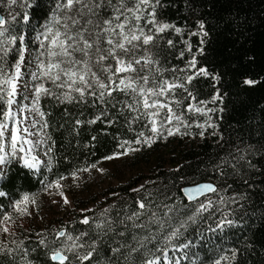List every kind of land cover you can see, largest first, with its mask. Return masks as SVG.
Listing matches in <instances>:
<instances>
[{
	"label": "trees",
	"instance_id": "trees-1",
	"mask_svg": "<svg viewBox=\"0 0 264 264\" xmlns=\"http://www.w3.org/2000/svg\"><path fill=\"white\" fill-rule=\"evenodd\" d=\"M65 2L37 0L33 5L31 0H18L11 9L16 17L13 32L23 34L36 52V37L47 26L63 32L65 13L60 5ZM125 3L132 7L135 0ZM155 9L157 21L181 31L170 28L155 33L154 40L137 48L135 54L151 59V64L142 62V74L154 83L167 80L183 85L159 99L170 103L187 128L180 125L177 131L174 121L165 126L173 135H167L165 129L156 135L150 131V117L124 106L134 102L131 95L116 92L107 98L109 103L93 102L90 96L67 101L48 83L46 88L51 93L42 95L39 107L45 113L51 166L49 170L31 171L17 159L9 160L0 179V192L4 193L0 211H9L24 195L37 194L46 182L60 181L114 154L125 156L124 166L131 174L124 183L105 192L116 196L105 208L96 206L88 214L89 224L82 223L77 215L70 224L59 223L66 235L80 239L64 244L65 236L55 239L58 232L51 229L20 231L8 238L7 244L17 243L18 251L0 253V264H59L50 259L54 250L67 257L64 264H146L184 243H190L186 250L196 264H214L222 257H228L222 264H264V0H159ZM77 11L79 5L66 13L79 21L71 25L72 33L92 30V25L85 23L88 17L76 15ZM147 11L135 22L145 33L153 27L146 23ZM9 12L4 0L0 14L7 19ZM102 14L112 16L113 8L106 7ZM198 22L204 23L206 36L193 35L200 31ZM106 39L101 38L105 48ZM193 58L196 68H205L210 75H196L188 82L187 77L194 72L188 69ZM13 62L14 56L9 55L5 67ZM246 79L255 83L245 85ZM189 106L204 108L207 114L189 111ZM5 107L0 105V112ZM165 111L161 110L158 125ZM101 112V120L88 122ZM134 116L141 118L133 122ZM209 123L212 127L207 126ZM139 133L151 138V143H136L141 139ZM200 183H212L218 191L206 195L215 196V200L197 214L198 202L205 196L190 202L182 190ZM139 203L147 205V215L133 227V221L125 217L134 211L143 212ZM86 205L77 203L76 208ZM153 215L162 223H150ZM224 219L233 221L232 225L218 228ZM181 224V235L167 242L165 237ZM92 246V256L82 260Z\"/></svg>",
	"mask_w": 264,
	"mask_h": 264
},
{
	"label": "snow or ice",
	"instance_id": "snow-or-ice-1",
	"mask_svg": "<svg viewBox=\"0 0 264 264\" xmlns=\"http://www.w3.org/2000/svg\"><path fill=\"white\" fill-rule=\"evenodd\" d=\"M3 2L4 0H0V3ZM31 2L33 5L37 4V0H31ZM158 2L159 0H135L133 6L128 7L125 0H116L115 4H113V0H66L65 3L60 5L65 13L63 32L59 29L53 31L51 26H47L36 37L38 50L33 52L29 48L25 36L14 33L12 30L16 17L11 9L13 5L18 3V0H7V7L10 9L8 18L6 19L4 14H0V105L6 106L5 110L0 112V116L4 117V120H0V137H3L5 135V129H8L6 121L11 120L17 125L16 128L10 130V139L13 145L15 146L17 139H20L22 144H32L33 147L37 146L36 142L27 138L29 130L19 127L21 121L25 118L21 117L20 113L31 112L40 117L45 115V113L40 111L39 102L41 96L50 94L51 90L46 88L41 82L44 79L51 81L57 87L67 89L68 91L65 92L63 97L67 101L76 99L85 100L90 96L93 98V102L100 101L101 103H109L110 101L107 98L113 97V94L116 92L131 95L134 102L126 103L124 106L131 112H142L143 116L150 117V131L153 134L158 135L161 129H165L167 135H173V131L170 128L166 129L165 126L172 125L174 121L177 125V131H179L180 125L187 128V125L184 124L183 117L173 111L170 103L159 99V97L170 96L175 88L183 87V85L167 80L154 83L149 76L142 74L143 64H151V59L143 56L137 57L135 54L137 48L148 45L154 40L155 33H162L170 28L174 29L177 33L181 31L175 25L157 21L155 5ZM77 5H79L80 11H77L76 15H86L88 19L85 23L92 25V30L85 29L87 35L79 29L75 31L74 35L72 34L71 25L78 24L79 21L75 16L68 17L66 13L69 10H75ZM109 6L113 8L114 14L112 16H104L102 14L103 10ZM148 9L150 11H147ZM146 11V23L153 26L148 33H145L144 29L138 23H133V21L139 22L142 14ZM122 17L123 19H121ZM23 18L25 21L29 19L27 15ZM55 23H61V21L56 20ZM198 28L200 31L194 32L193 35H207V32L203 31V22H198ZM114 36L118 38L113 39ZM102 37L107 38L105 41L108 45L107 48L103 47ZM169 43L171 44V41ZM188 50L191 51L190 44L188 45ZM77 53L80 55L77 56ZM9 55L14 56V62L5 67V61ZM196 63L195 58H193L188 64V69L194 70L193 75L187 77L188 82L196 75H210L207 69L196 68ZM29 65H34V71L30 73L34 82L31 88L22 79L24 76V68ZM137 66L140 67L138 68ZM213 79H216V77H213ZM254 83L250 79L244 81V84L249 86ZM21 93H24V95L21 96ZM72 93L76 95L73 96ZM153 97L156 99H153ZM21 99H31V108L29 109L27 104L19 107ZM14 105L18 107L14 109ZM161 110L166 111L158 125L157 120L161 116ZM188 110H195L207 114L204 108L193 109L189 106ZM103 115L104 113L101 112L93 120L88 122L95 123L101 120ZM140 118V116H134L133 122ZM207 126L212 127L210 123ZM197 127H204V125H197ZM20 133L24 135L21 136ZM200 134L202 135L203 133ZM138 135L141 139L137 140L136 143H151V138L145 137L143 133H139ZM124 146L121 145V147ZM111 158L109 157V159ZM0 163H3L2 156H0ZM24 163L27 167L36 169L40 161L36 156H31L30 158H26ZM72 175L75 177L76 174L73 173ZM46 187L56 188L58 194L63 197L62 202L65 205L69 203L67 197L64 196L59 180L53 184L46 185ZM217 191L218 189L211 184H199L184 189V196L189 201H195L201 195H206L209 192L216 193ZM3 196L4 193L0 192V197ZM221 202L223 203V201ZM29 203L35 205L36 198L34 196L24 195L21 200L17 201L15 211L19 215H28L27 205ZM210 204V200L208 205L203 204L201 201L197 205L196 213L199 214L200 211L206 210ZM139 209H143L144 211H134L133 214L125 217V220L133 221V227L137 226L135 221L139 220L142 215H147V205L145 203H139ZM169 210L172 211V209ZM107 211L106 209L105 213ZM4 219L9 220L11 217L5 216ZM189 219H194V216H190ZM81 222L89 224V219L85 218ZM123 222L120 221V223ZM150 223L159 225L162 221L153 215ZM232 223L233 221L225 219L222 222H218L217 227L222 229L226 226H231ZM146 226L144 225V227ZM97 227H101V225L98 224ZM109 227H111V222H109ZM183 227L184 224H181L180 227L171 231L165 237L166 241L170 243L176 237L180 236V229ZM0 230L4 232L8 231L7 228ZM58 235L64 237L66 233L60 231ZM66 238L68 240L80 239L79 237L73 238L72 236H67ZM41 243H44V241H41ZM72 246L75 247L76 245L73 244ZM141 246H143L142 243ZM3 247L6 246H0V248ZM189 247L190 243H184L173 250L182 251ZM94 251L95 247L92 246L91 250L82 256L81 259H89ZM116 251H119V249H116ZM195 255L198 257V254ZM234 255L235 253H233ZM183 256L188 258L191 264H196L195 260H191L188 257L187 252L183 251ZM50 259L58 261L59 264H64L67 257L60 250H56ZM164 259L168 260L169 264H181L180 260L172 256H165ZM227 259L228 257L219 258L214 264H222ZM141 264H143V261ZM150 264H159V262L152 260Z\"/></svg>",
	"mask_w": 264,
	"mask_h": 264
},
{
	"label": "rangeland",
	"instance_id": "rangeland-1",
	"mask_svg": "<svg viewBox=\"0 0 264 264\" xmlns=\"http://www.w3.org/2000/svg\"><path fill=\"white\" fill-rule=\"evenodd\" d=\"M121 19H123V17ZM133 23H135V21H133ZM72 34L74 35L75 32ZM117 38L118 37L115 36L113 37V39ZM35 45L38 48L37 39L35 41ZM32 71H34V65L26 66L24 68V76L22 77V79L29 85V88H31L34 83L30 75ZM41 82L45 87H47L49 83L51 86L50 89L55 94H65V92L68 91L67 89L55 86L51 81L46 79ZM23 95L24 93H21V96ZM25 104H27L30 109L32 105L31 99H21L19 107H22ZM16 107L18 106H13L14 109ZM20 115L25 118L21 121L19 127L27 128L29 130L27 138L36 142L37 146L33 147L32 144H22L20 139H17L14 146L10 139V130L16 128L17 125L11 120H7L6 123L8 124V129H5V135L0 137V156L3 157V163H0V179L3 177L6 164L11 159H17L21 166L31 171H39L41 169L49 170V167L51 166V159L49 156L50 149L43 125L44 116L40 117L39 115L31 112H21ZM20 135L23 136L24 134L20 133ZM29 149H31V151H29ZM31 156H36V158L40 161V164L36 169L29 168L24 163V160L26 158H30ZM110 157L112 158H107L94 166L84 168L87 170L81 169L75 173V177L71 175L60 180L64 196H66L69 200L67 205L62 202L63 197L58 194L56 188L46 187V185L56 182L54 181L51 183L46 182L37 194L30 196H34L36 198V204L33 205L29 203L27 205L29 212L28 215H19L15 211V205L17 202L11 204L9 211H0V229H8L7 232L0 230V246H6L0 248V253H4V251L7 250L10 254H13L18 251L17 243L13 242L8 246L7 244L8 238L17 235L20 231H24L26 233H41L45 229H51L52 232L59 233L60 231H64L59 228V223L70 224L75 215L79 216L81 221L85 218L88 219V214L96 206H102L105 208L109 202H112L116 193L106 194L105 192L124 183L131 173L124 166V155L114 154ZM144 183L145 180L139 186L141 187ZM94 199L96 202L93 203ZM209 200L211 203L214 202L215 196H205L198 202V204L202 201L203 204L208 205ZM77 203H86L87 205L77 209ZM5 216H9L11 219L5 220ZM67 236L68 235L64 237L66 239L64 244L69 241L66 238ZM59 237L61 236H57L55 239ZM11 246L13 247L10 249ZM61 250L64 251V249ZM183 251L187 252V250L174 251L169 255L164 254L162 258L155 260H157L159 264H169V261L164 259V257L172 256L177 260H180L181 264H191L190 260L183 256ZM187 254L189 255L188 252ZM150 262H147L146 264H150Z\"/></svg>",
	"mask_w": 264,
	"mask_h": 264
},
{
	"label": "water",
	"instance_id": "water-1",
	"mask_svg": "<svg viewBox=\"0 0 264 264\" xmlns=\"http://www.w3.org/2000/svg\"><path fill=\"white\" fill-rule=\"evenodd\" d=\"M200 184H211V185H213L212 183H200ZM197 185H199V184H197ZM194 186H196V185L188 186V187L183 188V190H182L183 195H184V189H186V188H191V187H194ZM213 186H214V185H213ZM208 194H211V192L207 193L206 195H208ZM206 195H201V196L197 197V199L200 198V197L206 196ZM190 202H192V201H190ZM51 261H52V262H55V263H56V262L59 263L58 261H53V260H51ZM65 261H66V260H65Z\"/></svg>",
	"mask_w": 264,
	"mask_h": 264
}]
</instances>
